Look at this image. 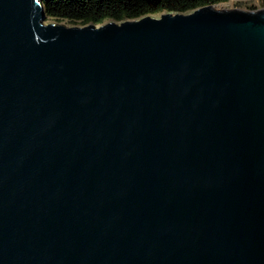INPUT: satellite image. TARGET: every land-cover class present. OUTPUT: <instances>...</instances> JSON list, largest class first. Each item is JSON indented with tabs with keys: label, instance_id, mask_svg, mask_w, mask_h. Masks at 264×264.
<instances>
[{
	"label": "water",
	"instance_id": "1",
	"mask_svg": "<svg viewBox=\"0 0 264 264\" xmlns=\"http://www.w3.org/2000/svg\"><path fill=\"white\" fill-rule=\"evenodd\" d=\"M0 264H264V8L0 0Z\"/></svg>",
	"mask_w": 264,
	"mask_h": 264
},
{
	"label": "trees",
	"instance_id": "2",
	"mask_svg": "<svg viewBox=\"0 0 264 264\" xmlns=\"http://www.w3.org/2000/svg\"><path fill=\"white\" fill-rule=\"evenodd\" d=\"M230 0H42L47 19L79 26L123 23L151 15L188 14ZM243 1V0H238ZM263 6H264V0ZM243 6L242 3L238 4Z\"/></svg>",
	"mask_w": 264,
	"mask_h": 264
},
{
	"label": "rangeland",
	"instance_id": "3",
	"mask_svg": "<svg viewBox=\"0 0 264 264\" xmlns=\"http://www.w3.org/2000/svg\"><path fill=\"white\" fill-rule=\"evenodd\" d=\"M239 3H242L243 6H239L238 4ZM263 1L262 0H243V1H238V0H230L228 2H225V3H221V4H218L216 5L215 7L217 9H241V10H258V9H261V8H264L263 6ZM150 17L152 18H160L161 15H151ZM49 23H52V24H58V25H65L67 27H82V26H79V24H74V23H70V22H67V21H62V20H55V19H47L46 18V24H49Z\"/></svg>",
	"mask_w": 264,
	"mask_h": 264
}]
</instances>
